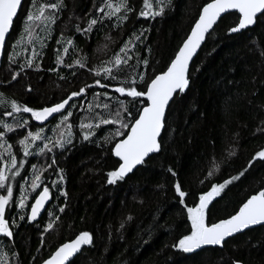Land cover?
Instances as JSON below:
<instances>
[{"label":"trees","instance_id":"obj_1","mask_svg":"<svg viewBox=\"0 0 264 264\" xmlns=\"http://www.w3.org/2000/svg\"><path fill=\"white\" fill-rule=\"evenodd\" d=\"M101 2L65 0L67 7L52 25V35L46 39V47L40 49L37 45V50L43 53L38 57L39 69L20 71L30 48L18 49L20 54L15 64H9L7 59L30 0H24V8L7 38L0 66V95L3 97L40 109L61 101L85 84L92 85V88L86 89L84 95L75 97L70 103L76 105L71 109L73 117L69 120L74 129L71 144H67L65 149L55 148L47 155L29 157L26 170H20L26 179L18 176L12 181L14 198L18 201L20 192L25 191L28 201L22 212L23 220L17 215L19 208L6 209V218L9 221L15 219L18 226L12 229L11 240L0 236V256L7 264H43L58 246L80 232L88 231L92 234V244L86 245L74 258L73 264H233V261L264 264V226L229 239L222 249L202 248L185 254L173 247L190 232L186 207L179 203L174 183L179 182L188 194L185 197L187 206H194L199 195L209 190L212 184L237 175L248 166L257 151L264 150V131L259 130L264 128V17L254 27L235 34L228 33L227 29L237 22V14L229 13L219 20L214 27L216 30L211 36L207 35L190 66L189 87L171 104L170 134L164 137L163 150L123 180L109 184L107 173L116 169L118 161L111 153L115 141L106 142L103 136L113 131L115 126H103V135L96 134L85 141L80 123H87L94 113L103 111L95 105L91 111L88 107L93 102V92L105 91L95 85L96 79L110 83L107 89L110 96L125 98L113 92L118 81H106L89 69L110 59L135 33L140 39L134 41L135 47L129 52L132 58L128 61L129 65L136 66L135 72L125 66V71L119 73L121 79L127 76L140 83L138 73H143L145 79L160 74L174 58L203 5L210 0H172L165 14L155 19L139 16L143 0H129L133 11L123 24L114 28L112 21L105 20L104 24L94 25L87 35L77 33L75 26L86 27L88 20L98 15L96 9ZM61 33L64 37H71L76 46L75 51L69 46L64 62L72 63L85 57V68L69 69L61 65L57 72L49 71L57 68L56 50L62 53L65 46L56 43ZM40 36H45V32H40ZM138 57L146 58L148 65L138 64ZM13 72L18 73L16 80L11 78ZM83 96L87 97L85 101ZM80 99L82 105L76 103ZM127 100L131 101V98ZM99 102L113 105L103 96L97 99L96 103ZM135 110L132 109L133 112ZM5 111H10V107L0 105V120L15 124L14 118L3 115ZM20 116L29 119L30 114H14L16 118ZM58 122V115L47 125L29 119V128L16 129L7 133L4 139L14 137L8 140L13 145L11 151L18 158H23L18 143L22 134L42 126L45 135L55 140L58 133L65 130L62 127L53 131ZM6 148L7 144L0 148V153ZM233 151L236 154L230 156ZM53 156L57 163L49 168L47 165ZM213 161L219 164V170L209 178ZM31 164L44 166L43 183L35 191L25 186L27 176L32 178ZM57 168L63 172L57 174ZM169 168L177 173L175 177ZM59 175L64 176L63 182H59ZM53 180L58 181V188L67 193L66 198L52 185ZM44 186H48L53 195L47 208L56 209L66 204L63 213L56 212L60 220L49 232L44 231L49 220L47 211L35 223L28 222L26 218L34 197ZM262 188L264 161L257 159L244 176L227 185L221 196L216 197L207 211V222L228 218L250 195ZM0 194L5 192L0 190ZM129 216L132 217L130 220Z\"/></svg>","mask_w":264,"mask_h":264},{"label":"snow or ice","instance_id":"obj_2","mask_svg":"<svg viewBox=\"0 0 264 264\" xmlns=\"http://www.w3.org/2000/svg\"><path fill=\"white\" fill-rule=\"evenodd\" d=\"M172 5V0H143L142 10L139 16L145 19L161 17L165 14L166 8ZM67 7L65 0H30L26 14L21 17V30L16 40L11 44V51L8 53L7 59L9 64L17 63V56L20 51L30 48V54L26 55L23 63L20 65V71L25 68H40L38 57H42V51L37 50L46 47V39H50L52 35V25L60 19V13ZM24 8L23 0H0V50L5 46L6 34L10 32L14 19L20 15V11ZM98 15L88 20L87 26L81 28L79 24L75 26V31L80 34H89L93 30V26L97 23L104 24L105 20L112 21V26L118 27L128 19V14L133 11L129 6V0H102L100 6L96 9ZM238 14L237 22L234 26L227 29L228 33H239L241 30H248L250 26L256 25L261 17H264V0H210L203 5L199 12L198 19L195 20L194 26L191 27L190 33L183 40L181 46L174 54V58L170 60L166 71L156 74L149 79L144 78L143 73H138L140 83L136 79H129L125 76L121 79L119 73L125 71V66L135 72V65H129L128 61L132 58L129 55L132 47H135L134 41L140 39V36L132 34L126 39L110 59L103 61L100 66L90 68L95 76H103L106 81H118V86L114 87L113 92L119 94V99L115 95H109L107 89L110 83H102L100 79L95 80V85L105 91L101 93L93 92V102L89 103V110L93 106L101 108L103 111L94 113L87 123H80V129L85 141L90 140L96 134L103 135V126H115L113 131L104 135L106 142L115 141L111 153L118 158V167L107 173V182L115 184L118 180H123L129 173H132L137 166L145 165L153 158L151 154L160 153L165 144V135L170 134L171 126L168 123L171 115V104L175 102V98L183 94L189 87L191 73L189 71L190 61L194 54L201 47L202 42L206 39V34L211 36L216 30L214 25L218 24V20L222 14L226 13ZM102 13V15L100 14ZM71 18V17H70ZM113 18H115L113 20ZM79 19V18H77ZM211 30V31H210ZM40 32H45V36H40ZM142 35V33H141ZM106 39H110L106 37ZM57 44H64L62 49L57 51L56 64L57 68H51L49 71L57 72V69L63 65L66 68L74 67L85 68L86 58L80 57L72 61V63L64 62V55L69 53V46L72 50H76V46L71 37H64L56 40ZM131 45V47H130ZM107 48V45L104 46ZM18 49L20 51H18ZM137 63L148 65V60L138 57ZM75 75V72L72 73ZM17 72H13L12 80H16ZM65 79L64 76H60ZM140 84L143 86L141 87ZM92 85L85 84L78 91H72L66 98L51 106L34 109L27 105H21L15 100H9L0 95V105H7L10 111H5L3 115L14 118L15 124L0 120V148H7L0 153V190L6 194H0V234L4 238L11 240L13 238V230L18 226L15 219L9 221L6 209L13 207L19 208L17 213L20 220L25 219L22 214L23 209L27 206L28 196L25 191L20 192V198L17 201L14 198V189L12 181L21 176V169L26 170V162L29 157L47 155L53 152V149H65L67 144L72 142L71 129L73 125L69 123L73 117L72 108L75 104L70 101L75 97H80L86 93V89H91ZM31 91V89H28ZM103 96L105 100H111L113 105L107 102L96 103L97 99ZM127 98H131L128 101ZM129 104L131 107H129ZM139 104L137 108L136 105ZM67 106V107H66ZM135 108V112L132 109ZM105 112L107 114H105ZM30 114L29 119L43 125L49 117L53 119L59 117L56 124V131L64 128L63 132L58 133V138L53 140L51 136L45 135V130L41 126L34 131L29 130L22 134L19 139L20 150L23 158H18L11 151L13 145L8 140L14 137L4 139L7 133H13L16 129L29 128V119L23 116L18 118L14 114ZM34 127V126H32ZM264 131V128H260ZM120 138V139H117ZM235 151L230 152V156H234ZM7 156V160H4ZM259 159L264 161V150L257 151L249 160L248 166L242 169L237 175L224 180L221 183L212 184L209 190L199 195L198 203L194 206H187L185 197L188 195L182 190L179 182L174 183L175 193L179 198V203L185 205L187 211V220L190 222V232L182 236L178 243L173 245L178 251L189 254L194 253L204 246H223L226 238L232 237L236 233H241L251 226L264 225V188L260 189L256 194L251 195L245 202L239 206L238 211L230 215L228 218L221 219L218 222L208 223L206 220L207 211L210 204L216 197L221 196V191L244 176L245 173L253 166V161ZM57 163L55 157L51 158V163L47 167L51 168ZM32 179L28 185L35 191L43 183L42 172L44 166L31 164ZM219 170V164L212 162V167L208 172L210 178L215 171ZM57 174L62 173L63 169H55ZM172 176L177 173L171 168L168 169ZM64 176L59 175V182H63ZM52 185L58 188V181L53 180ZM60 195L67 197V193L63 189H59ZM58 199L59 197H55ZM53 199L48 186H44L42 191L34 197V202L30 205V213L27 214V221H35L42 210L47 211L49 220L44 228L45 232H49L54 228L60 216L56 214L63 213L66 204L59 205L56 209L47 208L46 203ZM54 217V218H53ZM132 217L129 216L130 220ZM124 225L121 224V227ZM92 234L88 231H82L71 241L65 242L57 247L50 257L43 261V264H73V260L78 253L81 252L82 246L92 244ZM0 264H7L3 256H0ZM233 264H242L240 261H233Z\"/></svg>","mask_w":264,"mask_h":264},{"label":"water","instance_id":"obj_3","mask_svg":"<svg viewBox=\"0 0 264 264\" xmlns=\"http://www.w3.org/2000/svg\"><path fill=\"white\" fill-rule=\"evenodd\" d=\"M23 2H24V0H23ZM201 10H202V8H201ZM201 10H200V11H201ZM230 13H231V12H230ZM227 14H229V13L222 14L221 18H222L223 16L227 15ZM237 15H238V14H237ZM221 18H220V19H221ZM15 19H16V18H15ZM15 19H14V21H15ZM197 19H198V17H197ZM220 19H219V20H220ZM219 20H218V22H219ZM13 24H14V23H13ZM192 26H194V24H193ZM254 26H255V25H254ZM254 26H250V28H252V27H254ZM12 27H13V26H12ZM214 27H215V25H214ZM11 30H12V28L10 29V32H11ZM190 30H191V29H190ZM210 31H211V30H210ZM242 31H244V30H241V32H242ZM10 32H9L8 34H6L5 44H6V41H7V38H8V36H9ZM189 33H190V31H189ZM189 33H188V34H189ZM239 33H240V32H239ZM232 34H235V33H232ZM206 37H207V34H206ZM185 39H186V38H185ZM205 40H206V39H205ZM205 40L202 42L201 47H202V45L204 44ZM4 47H5V46H4ZM201 47H200V48H201ZM200 48L197 50V52H196V53L194 54V56H193V59L190 61V66H191V64H192V62H193V60H194V58H195L196 55L198 54ZM3 52H4V48H3L2 50H0V66H1L2 58H3ZM190 66H189V71H190ZM164 71H166V69H165ZM186 90H187V89H186ZM186 90H185V91H186ZM73 99H74V98H73ZM73 99L70 101V103L73 101ZM85 100H86V99H84V101H85ZM66 107H67V106H66ZM51 119H52V117H49V119H48L47 121L43 122V125H44V124H47ZM35 122H36V121H35ZM36 123L39 124L38 122H36ZM40 125H41V124H40ZM113 147H114V146H113ZM151 155L153 156V155H156V154H151ZM112 156H113V158H114L115 160L118 161V158H117V157H115L113 154H112ZM117 167H118V166H117ZM117 167H116V168H117ZM138 167H140V166H137V168H138ZM137 168H136V169H137ZM136 169H134L133 172H134ZM133 172H132V173H133ZM132 173H129L127 176H129V175L132 174ZM127 176H126V177H127ZM41 191H42V190H41ZM256 193H257V192H256ZM256 193H254V194H256ZM38 194H39V193H38ZM38 194H37V195H38ZM37 195H36V196H37ZM252 195H253V194H252ZM250 196H251V195H250ZM250 196H249V197H250ZM215 200H216V198L214 199V201H215ZM214 201H213V202H214ZM245 201H246V200H245ZM245 201H244V202H245ZM33 202H34V200L32 201V203H33ZM50 202H51V201H50ZM50 202L46 203V206H45L46 209H47V207L49 206ZM213 202H212V203H213ZM212 203H211V204H212ZM211 204H210V206H211ZM210 206H209V207H210ZM237 211H238V210H237ZM44 212H45V210H42L41 213H40V215H38L37 219H36L35 221L30 222V223H35V222L39 221L40 218H41V216L44 214ZM29 213H30V207H29V210H28V214H29ZM217 222H218V221H217ZM261 226H264V225L251 226L249 229H246V230H244V231L241 232V233H236V234H234L232 237H228V238H226V241H228L229 239H231V238H233V237H235V236H237V235H239V234L244 233L245 231L252 230V229H255V228H258V227H261ZM74 238H75V237H74ZM74 238H73V239H74ZM71 240H72V239H71ZM71 240H69V241H71ZM226 241H225V242H226ZM67 242H68V241H67ZM225 242H224V243H225ZM223 245H224V244H223ZM85 247H86V245H85V246H82L81 252H82V250H83ZM203 248H206V249H207V248H218V249H222L223 246H204ZM81 252H80V253H81ZM80 253H78V254L76 255V257L79 256Z\"/></svg>","mask_w":264,"mask_h":264},{"label":"rangeland","instance_id":"obj_4","mask_svg":"<svg viewBox=\"0 0 264 264\" xmlns=\"http://www.w3.org/2000/svg\"><path fill=\"white\" fill-rule=\"evenodd\" d=\"M84 98H87V97H84V96H83L82 99H84ZM82 99L77 100L78 102L76 101V103L79 104V105H82V103H83V102H82ZM85 105H86V104H85ZM77 106H78V105H77ZM47 124H48V123H47ZM47 124H44V125H47ZM73 130H74V129H73V127H72L71 132H73ZM72 136H73V134H72ZM31 179H32V178L28 175V176H27V181H28V183H27L25 186H28V185H29V181L31 182ZM257 192H258V191H257ZM5 194H6V193H5ZM0 236H2V234H0Z\"/></svg>","mask_w":264,"mask_h":264}]
</instances>
